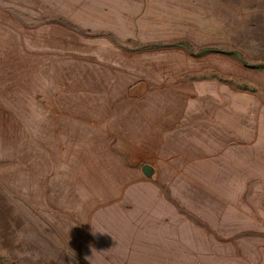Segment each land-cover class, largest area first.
Returning <instances> with one entry per match:
<instances>
[{"label":"rangeland","instance_id":"obj_1","mask_svg":"<svg viewBox=\"0 0 264 264\" xmlns=\"http://www.w3.org/2000/svg\"><path fill=\"white\" fill-rule=\"evenodd\" d=\"M0 260L264 264V0H0Z\"/></svg>","mask_w":264,"mask_h":264},{"label":"water","instance_id":"obj_2","mask_svg":"<svg viewBox=\"0 0 264 264\" xmlns=\"http://www.w3.org/2000/svg\"><path fill=\"white\" fill-rule=\"evenodd\" d=\"M143 171H144L145 173H149V171H150V167H149V165H145V166L143 167Z\"/></svg>","mask_w":264,"mask_h":264},{"label":"crops","instance_id":"obj_3","mask_svg":"<svg viewBox=\"0 0 264 264\" xmlns=\"http://www.w3.org/2000/svg\"><path fill=\"white\" fill-rule=\"evenodd\" d=\"M0 264H8L5 260H0Z\"/></svg>","mask_w":264,"mask_h":264}]
</instances>
